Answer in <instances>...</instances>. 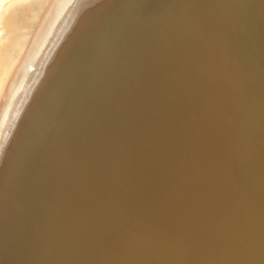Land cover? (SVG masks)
Returning <instances> with one entry per match:
<instances>
[{
	"label": "bare ground",
	"instance_id": "bare-ground-1",
	"mask_svg": "<svg viewBox=\"0 0 264 264\" xmlns=\"http://www.w3.org/2000/svg\"><path fill=\"white\" fill-rule=\"evenodd\" d=\"M32 41L0 264H264V0H0V98Z\"/></svg>",
	"mask_w": 264,
	"mask_h": 264
},
{
	"label": "rangeland",
	"instance_id": "rangeland-1",
	"mask_svg": "<svg viewBox=\"0 0 264 264\" xmlns=\"http://www.w3.org/2000/svg\"><path fill=\"white\" fill-rule=\"evenodd\" d=\"M45 19H46V17H44V19L40 22V25H41V26H42V24L44 23ZM45 24H46V23H45ZM45 24H44V26H45ZM41 32H42L41 30H40V31L38 30L36 34L39 35ZM36 37H38V36H36ZM36 42H37V41H35V43H34V41H32V42H30V44L27 45V47H26L24 53L22 54V57H21L20 63H18L17 66H15V68H14V72H13V76H12L10 82L8 83L7 89H6V91L4 92L3 96L0 98V106H2V104H3V103L5 102V100L7 99L8 93H9V91L11 90L12 85H13V83H14V80H15V77H16V73H17V71H19V70L21 69V67L24 65V61H25L26 55L28 54L29 50H30L31 48H33V47L36 45Z\"/></svg>",
	"mask_w": 264,
	"mask_h": 264
}]
</instances>
